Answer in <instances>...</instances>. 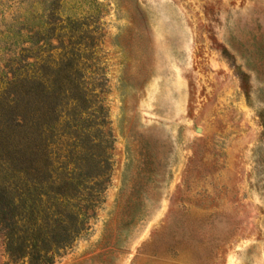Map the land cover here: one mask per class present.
Wrapping results in <instances>:
<instances>
[{
  "label": "rangeland",
  "instance_id": "374dc122",
  "mask_svg": "<svg viewBox=\"0 0 264 264\" xmlns=\"http://www.w3.org/2000/svg\"><path fill=\"white\" fill-rule=\"evenodd\" d=\"M35 108L102 199L52 264H264V0H0L10 148Z\"/></svg>",
  "mask_w": 264,
  "mask_h": 264
},
{
  "label": "trees",
  "instance_id": "16d2710c",
  "mask_svg": "<svg viewBox=\"0 0 264 264\" xmlns=\"http://www.w3.org/2000/svg\"><path fill=\"white\" fill-rule=\"evenodd\" d=\"M40 86L45 105H39L48 111L50 87ZM94 107L97 106L84 110L87 113ZM38 110L35 108L36 114L33 112L28 122L25 117L17 122L20 130L14 149L9 147L13 140L10 134L0 139V156L4 157L0 161V230L11 260L52 264L88 229L87 220L95 214L102 199L98 194L85 193L83 186L92 176L88 169L70 168L68 163L60 171L55 167L45 133L47 127L39 129L46 121L40 118L41 114L37 115ZM89 114L92 112L86 119ZM97 125L103 126L104 121ZM42 160L45 166L41 167ZM109 178L110 174L107 182Z\"/></svg>",
  "mask_w": 264,
  "mask_h": 264
}]
</instances>
